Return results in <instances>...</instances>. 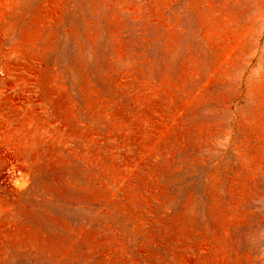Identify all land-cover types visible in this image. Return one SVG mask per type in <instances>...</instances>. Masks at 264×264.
<instances>
[{
    "label": "rangeland",
    "instance_id": "rangeland-1",
    "mask_svg": "<svg viewBox=\"0 0 264 264\" xmlns=\"http://www.w3.org/2000/svg\"><path fill=\"white\" fill-rule=\"evenodd\" d=\"M0 264H264V0H0Z\"/></svg>",
    "mask_w": 264,
    "mask_h": 264
}]
</instances>
